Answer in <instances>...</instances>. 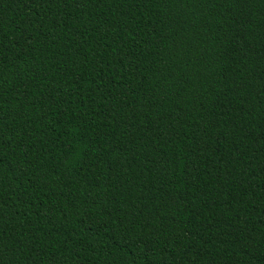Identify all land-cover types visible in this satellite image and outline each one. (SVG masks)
Segmentation results:
<instances>
[{
  "label": "trees",
  "instance_id": "trees-1",
  "mask_svg": "<svg viewBox=\"0 0 264 264\" xmlns=\"http://www.w3.org/2000/svg\"><path fill=\"white\" fill-rule=\"evenodd\" d=\"M0 264H264V0H0Z\"/></svg>",
  "mask_w": 264,
  "mask_h": 264
}]
</instances>
